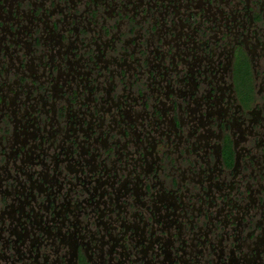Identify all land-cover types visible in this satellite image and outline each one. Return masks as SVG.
I'll list each match as a JSON object with an SVG mask.
<instances>
[{
    "label": "flooded vegetation",
    "instance_id": "1",
    "mask_svg": "<svg viewBox=\"0 0 264 264\" xmlns=\"http://www.w3.org/2000/svg\"><path fill=\"white\" fill-rule=\"evenodd\" d=\"M0 264H264V0H0Z\"/></svg>",
    "mask_w": 264,
    "mask_h": 264
}]
</instances>
